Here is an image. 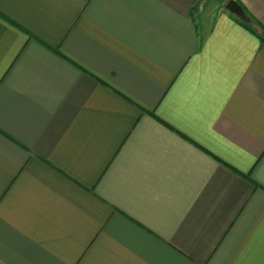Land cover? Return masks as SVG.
I'll use <instances>...</instances> for the list:
<instances>
[{"label": "crops", "instance_id": "1", "mask_svg": "<svg viewBox=\"0 0 264 264\" xmlns=\"http://www.w3.org/2000/svg\"><path fill=\"white\" fill-rule=\"evenodd\" d=\"M228 1L0 0V264H264V44Z\"/></svg>", "mask_w": 264, "mask_h": 264}, {"label": "trees", "instance_id": "2", "mask_svg": "<svg viewBox=\"0 0 264 264\" xmlns=\"http://www.w3.org/2000/svg\"><path fill=\"white\" fill-rule=\"evenodd\" d=\"M237 3L242 7V9L244 10L243 12H245L246 11L245 8L239 2ZM246 15L250 18L249 23H243L237 18H234V20L239 25L243 26L246 30L251 32L252 35L254 34L260 40V42L264 44V27L261 26L258 22H256L249 14L246 13Z\"/></svg>", "mask_w": 264, "mask_h": 264}, {"label": "water", "instance_id": "3", "mask_svg": "<svg viewBox=\"0 0 264 264\" xmlns=\"http://www.w3.org/2000/svg\"><path fill=\"white\" fill-rule=\"evenodd\" d=\"M225 9L233 14L238 20H240L243 23H249L250 18L246 15L242 7L235 1V0H229L225 4Z\"/></svg>", "mask_w": 264, "mask_h": 264}, {"label": "rangeland", "instance_id": "4", "mask_svg": "<svg viewBox=\"0 0 264 264\" xmlns=\"http://www.w3.org/2000/svg\"><path fill=\"white\" fill-rule=\"evenodd\" d=\"M214 1H216V0H214Z\"/></svg>", "mask_w": 264, "mask_h": 264}]
</instances>
